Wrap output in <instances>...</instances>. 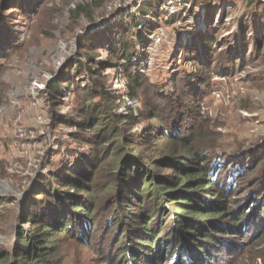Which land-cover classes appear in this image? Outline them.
I'll return each mask as SVG.
<instances>
[{
  "label": "trees",
  "instance_id": "1",
  "mask_svg": "<svg viewBox=\"0 0 264 264\" xmlns=\"http://www.w3.org/2000/svg\"><path fill=\"white\" fill-rule=\"evenodd\" d=\"M162 5L140 6L141 23L129 15L128 29L102 46L114 57L105 67L74 65L76 79L107 68L121 70L128 82L125 94L147 100L143 110L124 106L119 113L104 86L89 85L77 96L73 114L60 118L62 107L53 110L55 124L74 121L87 135L71 137L77 150L61 147L64 155L38 173L20 204L0 198V264H65L63 247L70 241L96 243L113 264H214L209 241L219 239L209 231L264 235V172L255 169L264 162L256 164L262 148L254 152L242 143L226 151L203 114L212 91L210 70L230 66L232 54L212 59L206 48L217 41L204 36L198 49H185L183 63L177 61L169 73L144 71L142 56L159 28ZM32 7V0L0 1V67L17 40L2 15L28 17ZM238 26L245 29L242 21ZM259 41L254 32L235 51L243 52L244 60V47ZM69 76L64 73L48 86L51 105L61 104L60 91L75 83ZM2 87L0 81V98ZM143 148L153 156L145 157ZM237 191L241 197L230 198Z\"/></svg>",
  "mask_w": 264,
  "mask_h": 264
},
{
  "label": "rangeland",
  "instance_id": "2",
  "mask_svg": "<svg viewBox=\"0 0 264 264\" xmlns=\"http://www.w3.org/2000/svg\"><path fill=\"white\" fill-rule=\"evenodd\" d=\"M32 1L35 7L31 9L35 11L28 17H22L20 13L2 15L6 25L16 33L17 40L0 67L3 84L0 198H14L20 204L38 173L44 171L48 162L64 155L61 147L68 152L77 150L78 145H73L71 137L77 133L86 136L87 133L79 131L74 121L66 126L55 124L50 115L59 106L62 107L58 113L60 118L73 114L80 100L77 96L89 85L104 86L115 98L119 113L125 112L124 106L131 111L143 110L142 104L147 97L141 95L131 99L125 94L128 82L121 70L107 68L100 73L88 72L81 74L79 79L71 71L76 62H85L89 69L96 71L113 60L102 46L128 29L130 14L136 15L141 23L143 17L137 10L147 2L151 5L163 2V5L159 28L150 36L152 39L153 35L160 34L161 41L153 46L149 40V48L142 56L144 71L152 74L164 69L169 73L177 61L183 63L186 48L200 47L199 42L196 44L199 38L208 36L210 40H216L206 48L208 55L216 60L232 54L233 60L228 67L210 70L208 80L212 91L204 101L203 114L209 118L210 130L219 136L226 151L234 152L242 143L253 146L251 151L254 152L260 147L263 154L256 164L264 161V0ZM239 21L245 24L243 31L239 29ZM254 32L261 41L254 48L244 47L243 60V52L235 51V48L241 39L254 36ZM88 57L93 61L86 60ZM185 68L191 70L189 63ZM64 73L70 74L75 83L69 90L60 91L61 104L53 106L50 103L53 98L47 99L46 92L48 86ZM84 77L90 79L86 81ZM145 124L142 122L139 126ZM141 152L147 158L153 156L146 148ZM255 169L264 172V162ZM241 192L233 193L230 198L241 197ZM209 234L219 239L218 242L209 241L214 264H264L260 259L264 256V235L236 232L226 236L213 231ZM63 256L65 264H113L115 261L96 243L89 247L80 246L76 241L63 247Z\"/></svg>",
  "mask_w": 264,
  "mask_h": 264
},
{
  "label": "built area",
  "instance_id": "3",
  "mask_svg": "<svg viewBox=\"0 0 264 264\" xmlns=\"http://www.w3.org/2000/svg\"><path fill=\"white\" fill-rule=\"evenodd\" d=\"M159 33H161V30H159ZM160 34H157V35H153V37H152V39H151V44L153 45V46H156L160 41H161V39H160V36H159ZM149 48V47H148ZM151 49V48H150Z\"/></svg>",
  "mask_w": 264,
  "mask_h": 264
}]
</instances>
